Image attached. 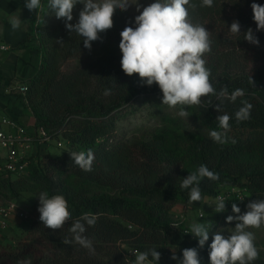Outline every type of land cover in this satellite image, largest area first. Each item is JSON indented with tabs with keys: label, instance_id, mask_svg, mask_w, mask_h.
<instances>
[{
	"label": "trees",
	"instance_id": "1",
	"mask_svg": "<svg viewBox=\"0 0 264 264\" xmlns=\"http://www.w3.org/2000/svg\"><path fill=\"white\" fill-rule=\"evenodd\" d=\"M153 2L139 0L142 7ZM201 3L202 0H190L186 7L191 22L204 25L210 32L211 51L202 57L210 70V82L217 93L226 86L229 95L236 89H242L244 95L234 102L210 95L202 97L199 106H183L194 127L183 131L173 147L164 132L128 137L118 128L134 100L160 93L158 85L147 86L138 75H126L120 63L122 54L116 53H107L63 73L65 60L87 50L83 38L70 33L65 22L59 30L39 31L27 60L31 73L25 83L26 105L36 124L54 137L63 138L68 146L49 161L39 153L32 155L27 177H0V191L8 194L7 200L34 190L33 210L37 211L29 220L32 238L0 256V264H17L25 258H30L32 264H133L130 250L144 252L152 248L161 253L158 264H178L171 257L175 254L182 259L186 248H196L201 264H210L211 233L221 218L237 215L232 212V204L240 208L239 214H244L250 202L264 199V30L257 31L251 8L252 3L264 6V0H213L212 7H202ZM138 14L116 10L113 27L99 33L100 39L91 47L109 41L119 44L121 31L125 26L136 27L134 18ZM234 20L241 25L239 35L230 34ZM249 28L258 38V46L243 39ZM30 40L28 33L25 43ZM105 90L110 94L105 95ZM208 101H212L210 106ZM242 101L253 107L250 119L237 121L235 113L243 106ZM218 104L220 112L215 107ZM223 114L230 117L227 132L216 120ZM213 130L224 134L226 142H215L210 136ZM88 150L95 157L91 172L81 170L70 157L73 152ZM201 164L218 173L219 179L201 180L202 199L196 203L206 196L215 198L220 185L247 189L245 196L225 201L226 210L208 222L209 239L203 248L190 230L175 226L172 213L175 201L189 202L190 189H181L180 185ZM67 172L114 193L90 195L74 188L61 179ZM44 191L50 197L61 194L68 202L71 220L61 229L46 228L39 219L38 196ZM85 213L97 216L94 226L85 224L83 234L92 241L93 253L74 240L71 245L62 243L65 237L73 239L69 228ZM235 223L234 220L232 224ZM250 264H264V257L259 255Z\"/></svg>",
	"mask_w": 264,
	"mask_h": 264
},
{
	"label": "clouds",
	"instance_id": "2",
	"mask_svg": "<svg viewBox=\"0 0 264 264\" xmlns=\"http://www.w3.org/2000/svg\"><path fill=\"white\" fill-rule=\"evenodd\" d=\"M77 3L83 4V8L79 12L78 22L72 24L69 22L73 20V9ZM189 4L190 0H155L148 6L142 7L138 0L136 3H131L130 0H49L50 10L56 19H64L66 29L82 37L84 47L89 50L92 42L100 39L99 33L113 27V16L117 9L127 11L131 5H135L139 13L134 18L136 27L125 26L120 33L122 71L130 77L138 75L147 86L158 85L163 94L162 104L170 108L182 106L178 113L181 117H189L183 106H199L202 97L215 95L217 100L222 101L226 98L234 102L237 97L244 95L242 89H236L229 95L226 86L216 92L210 82V70L206 68V61L202 58L205 53L211 51L210 32L204 25L191 22L186 7ZM40 6L41 0H25V7L29 11L37 10ZM201 6L212 7L213 0H202ZM191 7L195 8V5ZM251 8L257 31L264 30V6L252 3ZM10 24L13 30L19 29L20 17L13 16ZM229 30L232 35L241 34L240 23L234 20ZM243 35V39L250 44L259 45V40L251 28ZM250 83L254 85L251 77ZM104 94L109 95L110 90H105ZM211 102L208 101L209 106ZM242 104L243 106L235 113L237 121L250 119L253 105L247 101H242ZM215 107L217 111H221V104ZM216 120L225 132L229 130V115H219ZM210 136L217 143L226 142L221 132L213 130ZM70 157L81 170L85 172L93 170L95 157L91 150L87 153L73 152ZM203 178L216 181L219 179V174L201 164L196 172L189 173L183 178L180 187L190 189L189 203L201 201L199 185ZM38 199L39 219L46 228L61 229L71 220L68 202L63 195L56 194L50 197L48 192L44 191L39 194ZM247 208V212L239 214L240 208L235 203L232 204V212L237 215L227 216L226 222L232 223L235 220V230L227 237L219 232L213 235L209 252L210 264H250L259 258L254 243L255 235L247 229L260 228L264 224V199L250 202ZM225 210V199L223 196H218L215 200V212L222 213ZM96 220V215L85 213L69 228L73 239L65 237L62 243L71 245L74 240L93 253L95 249L92 241L83 234L86 232L85 224L94 226ZM191 234L198 238L200 248H203L209 239V229L203 223L193 224ZM134 255L133 264H152L153 261L158 264L161 259V253L154 248L144 252H134ZM182 257L178 259L173 254L171 259L177 260L178 264H201L196 248L184 249ZM17 264H32V261L30 258H25L18 260Z\"/></svg>",
	"mask_w": 264,
	"mask_h": 264
},
{
	"label": "rangeland",
	"instance_id": "3",
	"mask_svg": "<svg viewBox=\"0 0 264 264\" xmlns=\"http://www.w3.org/2000/svg\"><path fill=\"white\" fill-rule=\"evenodd\" d=\"M131 3H136L137 0H130ZM139 2V0H138ZM83 4L77 3L73 9V20L79 19V12L82 10ZM118 11H122L117 9ZM30 14L27 18L28 33L30 34V43L35 44V40L39 31L43 29L59 30L60 25L65 22L64 19H56L55 15L51 12L49 7V0H41V6L37 10L29 11ZM131 14H136V6L131 5L127 11ZM72 20V21H73ZM107 53L122 54L119 49V44L115 41L104 42L91 49H87L77 56H73L65 60L62 64V72L68 73L75 68L93 60L99 58ZM254 66V64L252 65ZM222 71V69H221ZM162 92L149 96H142L134 100L131 108L127 109V115L120 120L119 132L126 134L128 137H148V135L155 131L164 132L169 136L170 147L176 143V140L180 138V134L183 131H188L194 127L193 119L189 114V117H181L178 113L181 108H170L167 105L162 104ZM66 147L68 146L65 143ZM40 149H34L33 153H36ZM65 147H59L55 143L49 144L42 151V157L47 161L54 159L61 155L65 151ZM49 157V158H48ZM28 174H24L19 177H27ZM61 179L77 189L87 191L90 195L93 194H105L111 195L114 191L101 187L95 184L85 183L75 175L67 172L61 175ZM231 186L220 185V190H227ZM8 194L5 191H0V200H7ZM16 203L21 207L28 210L33 218H35L37 211L33 210V204L36 200L35 191H25L19 193L13 198ZM172 213L174 215L175 226H183L191 231V226L196 223H203L206 227L208 222L214 217L215 212V200L214 198L206 196L201 203H189L182 200L175 201ZM31 222L22 221L12 226L6 235L0 239V256L6 254L12 250H15L21 243L30 240L32 234L29 231ZM235 224L227 223L223 217L217 223V226L213 228L211 235L215 233H221L225 237L234 232ZM208 228V227H207ZM255 235V245L259 252V255L264 257V224L260 228H249ZM133 250H130V255L135 260ZM154 264V263H152Z\"/></svg>",
	"mask_w": 264,
	"mask_h": 264
},
{
	"label": "built area",
	"instance_id": "4",
	"mask_svg": "<svg viewBox=\"0 0 264 264\" xmlns=\"http://www.w3.org/2000/svg\"><path fill=\"white\" fill-rule=\"evenodd\" d=\"M6 50V46L1 47ZM19 99L27 104V85L20 84L12 87ZM4 125H8L6 128ZM55 143L59 147H66V142L61 137H54L43 126L35 124L33 130L27 131L25 128L11 120L0 121V177L16 178L27 174L32 162V155L41 154L46 146ZM40 149L36 153L34 149ZM247 194L246 188L231 186L227 190H219L214 200L218 196H223L225 201L232 197L241 198ZM32 214L12 200H0V239L15 224L22 221H29Z\"/></svg>",
	"mask_w": 264,
	"mask_h": 264
},
{
	"label": "crops",
	"instance_id": "5",
	"mask_svg": "<svg viewBox=\"0 0 264 264\" xmlns=\"http://www.w3.org/2000/svg\"><path fill=\"white\" fill-rule=\"evenodd\" d=\"M29 14L25 0H0V121L11 120L27 131L33 130L36 120L31 108L19 99L12 87L26 83L31 73L27 63L32 55L31 43H25ZM13 16L21 19L17 30L11 28ZM2 46L7 49L2 50Z\"/></svg>",
	"mask_w": 264,
	"mask_h": 264
}]
</instances>
